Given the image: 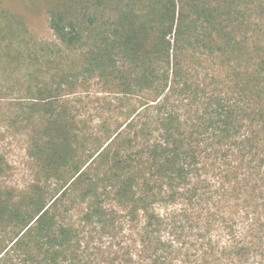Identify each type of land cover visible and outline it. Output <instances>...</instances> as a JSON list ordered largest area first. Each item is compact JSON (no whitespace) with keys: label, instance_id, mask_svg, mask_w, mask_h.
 Here are the masks:
<instances>
[{"label":"trees","instance_id":"obj_1","mask_svg":"<svg viewBox=\"0 0 264 264\" xmlns=\"http://www.w3.org/2000/svg\"><path fill=\"white\" fill-rule=\"evenodd\" d=\"M44 3L51 45L0 10L35 168L0 183V264H264V0Z\"/></svg>","mask_w":264,"mask_h":264},{"label":"rangeland","instance_id":"obj_2","mask_svg":"<svg viewBox=\"0 0 264 264\" xmlns=\"http://www.w3.org/2000/svg\"><path fill=\"white\" fill-rule=\"evenodd\" d=\"M0 10L20 17L33 41L49 45L55 42L48 27L44 0H0ZM21 61L27 62L23 59ZM42 64L44 68L42 61L33 65V68ZM27 72H31L27 63L20 66L13 64L9 68L0 65V156L4 158L9 168V171L0 179V183L18 189L25 188L35 179L34 164L28 156L30 141L27 130L29 127L24 119V112L20 111V107L15 106L16 102L26 94ZM57 73L58 65L55 67L53 62L40 72L39 77L47 79L50 78L48 76H54ZM94 83L96 82H92V85ZM99 91L103 90L94 84L90 96H83L81 102L74 101L78 95L69 97L70 105L76 108L85 120L90 121L91 127L98 122L96 117L104 108L103 102L95 99L101 97H93L95 93L101 96Z\"/></svg>","mask_w":264,"mask_h":264}]
</instances>
